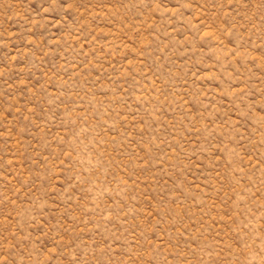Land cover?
<instances>
[{"label": "rangeland", "instance_id": "1", "mask_svg": "<svg viewBox=\"0 0 264 264\" xmlns=\"http://www.w3.org/2000/svg\"><path fill=\"white\" fill-rule=\"evenodd\" d=\"M0 264H264V0H0Z\"/></svg>", "mask_w": 264, "mask_h": 264}]
</instances>
